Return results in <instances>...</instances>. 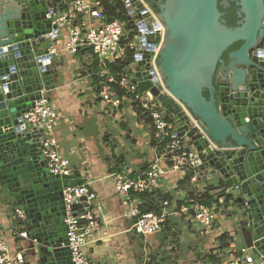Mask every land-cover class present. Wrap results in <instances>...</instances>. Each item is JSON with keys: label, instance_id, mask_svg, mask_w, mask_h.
I'll return each mask as SVG.
<instances>
[{"label": "water", "instance_id": "1", "mask_svg": "<svg viewBox=\"0 0 264 264\" xmlns=\"http://www.w3.org/2000/svg\"><path fill=\"white\" fill-rule=\"evenodd\" d=\"M231 2L233 26L218 8ZM157 7L161 32L150 35L158 39L152 52L156 77L148 74L145 51L131 81L140 91L150 89L177 136L203 155L201 180L229 189L245 247L264 262V0H161ZM55 14L51 0H0V185L6 203L23 207L29 219L22 264H74L63 188L81 180L50 173L41 130L22 118L55 88L53 55L47 53L57 32Z\"/></svg>", "mask_w": 264, "mask_h": 264}, {"label": "built area", "instance_id": "2", "mask_svg": "<svg viewBox=\"0 0 264 264\" xmlns=\"http://www.w3.org/2000/svg\"><path fill=\"white\" fill-rule=\"evenodd\" d=\"M61 2L63 8L55 14L52 23L57 32L51 36L47 46V53L56 55L58 49L56 37L61 30H66V40L63 49L75 54L81 49H89L96 60L97 96L104 105L118 109L125 102L136 112L148 119L150 127L161 150V159L166 168L171 171L190 170L191 180L197 181L198 171L203 164V155L196 150L184 137L177 136V126L165 117L164 110L150 89L140 91L137 82L131 78L135 72V65L142 59V53L148 51L145 57L149 64L150 78L156 77L153 72L152 52L158 50V39L154 42L150 35L161 32V23L154 19V11L148 10V4H142L151 20L147 16L138 14L139 7L132 0H118L124 9L126 20L114 18L105 19V0H51ZM113 0H108V2ZM129 17V18H128ZM145 37V41H140ZM125 62L122 71L113 70V65ZM161 92L165 90L158 84ZM58 110L43 95L34 101L30 109L22 115L23 121L29 128L41 130L40 151L46 160V165L53 175L73 178V170L68 158L60 150V144L55 134ZM189 147V149H186ZM164 170L159 161L148 164L145 170L131 175L125 170L111 174L116 194L128 206L127 216L132 218L133 231L146 240L164 228L170 214L186 215L198 229L209 231L213 228L217 216L223 212L224 197L218 196L217 202L205 204L200 199V192L193 193V199L185 200L168 210V201L163 200L158 211H141V202L133 198L135 194L151 193L159 185ZM229 193V189H226ZM64 223L66 225L67 246L70 250L71 261L74 264H91L81 248L85 244V237L99 228L98 213L102 204L97 192L89 182L80 181L63 188ZM220 205V206H219ZM14 225L11 234L20 239H28L29 219L26 210L14 205L12 208ZM215 259H209L202 264H264L255 258L247 247L233 248L232 245L213 252ZM148 256V252L145 253ZM141 259L137 264H156L149 257ZM24 251L21 249L12 257L8 251L3 233L0 229V264H22Z\"/></svg>", "mask_w": 264, "mask_h": 264}, {"label": "crops", "instance_id": "3", "mask_svg": "<svg viewBox=\"0 0 264 264\" xmlns=\"http://www.w3.org/2000/svg\"><path fill=\"white\" fill-rule=\"evenodd\" d=\"M56 15L63 8L54 2ZM66 30L57 34L58 53L51 66L55 68L53 90L44 94L58 110L55 134L61 153L68 158L75 179L89 182L102 204L98 213L99 228L85 237L81 250L91 264H137L147 256L156 264H202L221 251L218 237L232 234L233 248L244 247L238 230L237 206L229 202L217 216L209 231L198 229L186 215L170 214L161 232L143 240L132 229V218L127 216L128 206L114 189L111 174L125 170L136 175L145 170L150 162L159 161L164 170L157 189L142 198H133L143 204L150 202L161 207L167 200L168 210L188 200L189 194L206 191L212 203L217 202L221 190H206L212 181L191 180L190 170L171 171L161 159V150L149 122L137 115L127 102L115 109L104 105L97 96L95 57L89 49L75 54L64 51ZM4 197L0 185V229L12 257L21 249L28 255L30 240L11 234L14 225L12 208ZM220 206V205H219ZM225 209V210H224ZM226 248V247H225ZM15 264H19L18 262Z\"/></svg>", "mask_w": 264, "mask_h": 264}, {"label": "trees", "instance_id": "4", "mask_svg": "<svg viewBox=\"0 0 264 264\" xmlns=\"http://www.w3.org/2000/svg\"><path fill=\"white\" fill-rule=\"evenodd\" d=\"M148 5L151 7V9L154 12L158 11V7H157V1L156 0H145ZM105 4V10H104V14H105V19L106 20H111L114 18H120V19H124L126 20V15L123 9L122 4L118 1V0H113V2L111 1L110 3L108 2V0H105L104 2ZM218 8L220 9V11H222L224 13L223 18L225 19V22L227 25L229 26H233L235 25V20H236V14H235V8H234V4L233 2H231L229 4L228 7L224 8L221 4H218ZM240 45L239 42L233 44L229 49H236L238 46ZM226 56V53L223 55V57ZM94 65H95V69H96V61H94ZM125 66V62L118 64V65H113V70L115 71H122L123 67ZM93 78L96 80V76L94 75ZM204 96H207V92H203ZM137 115H141V111L138 108H135ZM143 118H146L145 116H142ZM145 121L149 122L148 119H145ZM212 189H216L213 186H208L206 188V190H212ZM193 193L191 192L189 194L188 200L193 199ZM142 198L148 196V193H142ZM219 196H223L224 197V202H223V207L226 208L227 205L229 204V202L233 203V197L226 192V189L222 187ZM200 199L207 205H210V201L207 198V193L206 191H202L200 192ZM143 201V204H141L140 209L141 211H158L160 208L158 207V205H154L150 202L147 201ZM225 210V209H224ZM232 234L229 233H223L222 235H220L218 237V241H219V248H225L228 247L230 245H233V240H232ZM209 259H215V256L210 257Z\"/></svg>", "mask_w": 264, "mask_h": 264}, {"label": "flooded vegetation", "instance_id": "5", "mask_svg": "<svg viewBox=\"0 0 264 264\" xmlns=\"http://www.w3.org/2000/svg\"><path fill=\"white\" fill-rule=\"evenodd\" d=\"M157 1V6H158V4H159V2L161 1V0H156Z\"/></svg>", "mask_w": 264, "mask_h": 264}]
</instances>
